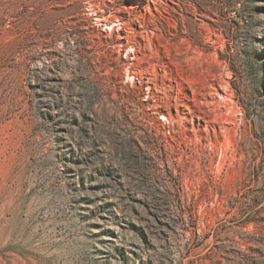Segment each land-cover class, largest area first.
<instances>
[{
	"label": "rangeland",
	"instance_id": "374dc122",
	"mask_svg": "<svg viewBox=\"0 0 264 264\" xmlns=\"http://www.w3.org/2000/svg\"><path fill=\"white\" fill-rule=\"evenodd\" d=\"M0 264H264V0H0Z\"/></svg>",
	"mask_w": 264,
	"mask_h": 264
},
{
	"label": "trees",
	"instance_id": "16d2710c",
	"mask_svg": "<svg viewBox=\"0 0 264 264\" xmlns=\"http://www.w3.org/2000/svg\"><path fill=\"white\" fill-rule=\"evenodd\" d=\"M165 196L166 197H171L172 196V194L169 192V191H165ZM170 201V203H172L174 200L172 199V200H169ZM250 221H252V222H257L258 221V218H256V215L254 214L253 216H251L250 217Z\"/></svg>",
	"mask_w": 264,
	"mask_h": 264
}]
</instances>
